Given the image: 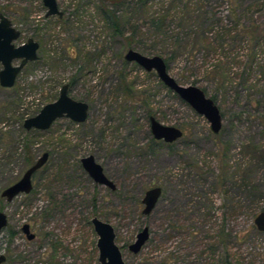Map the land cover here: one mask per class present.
Instances as JSON below:
<instances>
[{
  "label": "rangeland",
  "instance_id": "374dc122",
  "mask_svg": "<svg viewBox=\"0 0 264 264\" xmlns=\"http://www.w3.org/2000/svg\"><path fill=\"white\" fill-rule=\"evenodd\" d=\"M55 1L60 18L45 17L41 0H0V12L21 31L15 44L38 42L36 61L23 66L11 87L0 86V191L28 166L25 144L32 161L48 154L31 175L29 193L11 201L0 196L7 216L0 264H39L51 251L56 264H98L87 223L93 215L112 226L124 264H223L224 258L264 264V232L253 224L264 211V0H187L184 20L178 16L186 0H153L146 9L114 8L111 0ZM104 7L119 19L117 31L102 18ZM162 15L172 37L152 35L148 20ZM128 48L172 53L167 72L212 97L220 130L213 134L153 71L126 62ZM63 83L70 97L88 104L86 119L24 130L22 120L53 101ZM147 111L179 128L181 137L154 140ZM89 154L114 190L83 171L79 159ZM152 186L161 193L143 215L140 199ZM24 223L30 240L20 231ZM143 226L148 238L132 253L127 245Z\"/></svg>",
  "mask_w": 264,
  "mask_h": 264
},
{
  "label": "water",
  "instance_id": "95a60500",
  "mask_svg": "<svg viewBox=\"0 0 264 264\" xmlns=\"http://www.w3.org/2000/svg\"><path fill=\"white\" fill-rule=\"evenodd\" d=\"M46 9L45 16L56 15L60 17L62 12L57 8L55 0H41ZM19 32L11 26L10 21L0 14V86L11 87L15 77L23 65L37 59L36 50L38 43L31 38L19 45H14L13 41L18 37ZM126 62H133L144 71H153L157 79L169 90L177 95L183 102L201 115L209 124V130L216 134L221 128V113L214 101L201 88L196 85H181L167 72V67L163 58L159 55H144L131 48L126 49L123 54ZM13 61H18L13 64ZM88 114V104L81 100H76L67 94V84L64 83L58 88L56 98L43 104L38 111L22 120L24 130H46L59 118L80 123ZM148 129L154 140L170 143L181 137L182 131L172 125H164L149 115ZM47 152H42L32 164L22 173L20 178L9 186L3 188L0 196L5 201H10L18 194H27L31 190V175L38 170L46 161ZM79 163L86 175L93 183L103 185L114 190L113 182L103 173L102 167L97 163L92 155H86L79 159ZM159 186L147 188L141 199V213L148 214L154 207L160 196ZM89 223L96 236L95 249L98 264H124L120 247L115 243V234L112 226L96 216L89 219ZM6 214L0 210V232L6 226ZM253 224L258 231L264 232V211H259L253 218ZM21 232L27 240L33 238V233L29 231L28 224L24 223L20 227ZM148 228L141 227L134 236V240L127 245V249L136 253L148 238ZM2 255H0V261Z\"/></svg>",
  "mask_w": 264,
  "mask_h": 264
},
{
  "label": "trees",
  "instance_id": "16d2710c",
  "mask_svg": "<svg viewBox=\"0 0 264 264\" xmlns=\"http://www.w3.org/2000/svg\"><path fill=\"white\" fill-rule=\"evenodd\" d=\"M102 1V0H100ZM165 1V0H164ZM111 5H113L114 8H117V6H121L123 5L124 3H131L132 5H134V8H138V9H146L147 8V5L152 3L153 0H111ZM183 4V9L185 10V13L182 12L180 13V15L178 16V19L180 20H184L187 18V12L189 10L188 7H190V3L189 1L186 0V2L182 3ZM232 5V2H230V6ZM101 12H102V18H104V20H106L107 24H110L111 25V28L113 29V31H117L118 29V21L119 19L117 18V16L115 15V12L112 10V9H106L105 7L101 9ZM209 17V16H208ZM206 17V18H208ZM204 19V18H203ZM167 16H159V17H152L150 16L149 20H148V25L149 27H151L152 29V35L153 37H157L158 35H165L166 37H170L171 35H166V30L165 27L166 25L164 24V22L166 23L167 21ZM170 22V21H169ZM205 22V21H204ZM207 23V22H205ZM210 24V23H209ZM199 29V28H198ZM198 29L196 30H192V33H195L197 34L198 33ZM132 37V36H131ZM130 36H126L124 37V40H125V43L130 46L132 43V38ZM172 37V36H171ZM175 42L177 41V36H173ZM201 41L202 38H201ZM152 55L156 54V55H159L163 58L164 62H165V65L167 63L168 60H170L174 55L171 53H167V54H164L162 51H153L151 52ZM124 94L127 96V97H130V88L129 86H124ZM212 99V97H210ZM142 100V99H141ZM141 104H144V101L142 100L141 101ZM147 113V118L149 116V111L146 112ZM23 160H24V163L26 165H30L33 161H32V157L30 155V152H29V148L28 146L25 144L23 146ZM95 216V215H93ZM92 217V216H91ZM88 224L89 223V220L87 222ZM5 229V228H4ZM13 232L11 230H8V235L9 236H12ZM54 251V250H53ZM42 254V253H41ZM43 255V254H42ZM54 257H53V253L51 251V253L48 255L47 258H42L41 260H39V264H47V262L50 264H56L54 263ZM53 260V261H52ZM223 264H229V262H227L225 260V258L223 259L222 261Z\"/></svg>",
  "mask_w": 264,
  "mask_h": 264
},
{
  "label": "flooded vegetation",
  "instance_id": "af4514ba",
  "mask_svg": "<svg viewBox=\"0 0 264 264\" xmlns=\"http://www.w3.org/2000/svg\"><path fill=\"white\" fill-rule=\"evenodd\" d=\"M0 14L3 15V16H5V17L10 21L11 26L18 30L19 35H18V37L16 38V40H17V39L19 38V36L21 35V31H20L17 27H15V26L13 25L11 19H10L5 13L0 12ZM44 16H45V13H44ZM45 17H47V16H45ZM60 17H61V16H60ZM60 17H57V18H60ZM28 38H31V37H28ZM31 39H32V38H31ZM16 40L13 41V44H14V45H19V44L24 43V42L27 40V38H26L24 41H22V42H20V43H18V44H15V43H16ZM33 40H34V39H33ZM34 41H36V40H34ZM36 42H37V41H36ZM37 43H38V42H37ZM37 49H38V48H37ZM36 55H37V50H36ZM37 57H38V56H37ZM34 61H36V59H35ZM17 62H18V61H15V62H13V64H17ZM30 62H33V61H30ZM27 63H28V62H27ZM27 63H25V64H27ZM25 64H24L23 66H25ZM22 68H23V67H22ZM22 68H21V69H22ZM21 69H20V70H21ZM19 72H20V71H19ZM15 78H16V77H15ZM63 84H64V83H63ZM66 84H67V83H66ZM61 85H62V84H61ZM67 91H68V84H67ZM47 156H48V154H47ZM33 162H34V161H33ZM33 162H32V163H33ZM32 163H31V164H32ZM28 166H29V165H28ZM28 166H27V167H28ZM27 167H26V168H27ZM23 172H24V171H23ZM21 175H22V174H21ZM19 178H20V177H19ZM19 178H18V179H19ZM18 179H17V180H18ZM17 180H15V181H17ZM15 181H14V182H15ZM14 182H12V183H14ZM12 183H11V184H12ZM9 185H10V184H9ZM9 185H7V186H9ZM7 186H6V187H7ZM4 188H5V187H4ZM0 192H1V191H0ZM18 195H19V194H18ZM16 196H17V195H16ZM16 196H14V197H16ZM14 197H13V198H14ZM13 198H12V199H13ZM12 199H11V200H12ZM11 200H10V201H11ZM6 218H7V216H6ZM6 225H7V224H6ZM28 226H29V225H28ZM4 228H6V226H5ZM4 228H3V229H4ZM3 229H2V230H3ZM20 231H21V230H20ZM29 231H30V229H29ZM21 233H22V232H21ZM22 234H23V233H22ZM23 235H24V234H23ZM33 237H34V234H33ZM3 259H4V256L2 255V260H1V261H3ZM1 261H0V262H1Z\"/></svg>",
  "mask_w": 264,
  "mask_h": 264
}]
</instances>
